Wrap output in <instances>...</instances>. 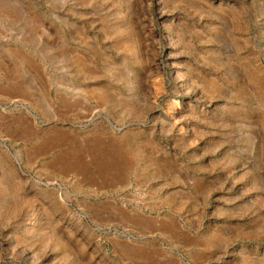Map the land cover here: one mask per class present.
<instances>
[{"label":"rangeland","instance_id":"1","mask_svg":"<svg viewBox=\"0 0 264 264\" xmlns=\"http://www.w3.org/2000/svg\"><path fill=\"white\" fill-rule=\"evenodd\" d=\"M0 264H264V0H0Z\"/></svg>","mask_w":264,"mask_h":264}]
</instances>
